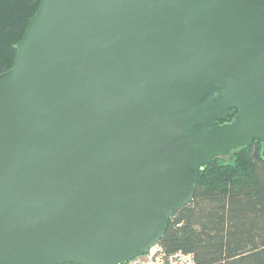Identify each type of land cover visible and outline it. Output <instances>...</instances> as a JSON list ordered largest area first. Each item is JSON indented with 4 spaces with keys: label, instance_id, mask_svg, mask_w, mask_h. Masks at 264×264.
I'll list each match as a JSON object with an SVG mask.
<instances>
[{
    "label": "water",
    "instance_id": "95a60500",
    "mask_svg": "<svg viewBox=\"0 0 264 264\" xmlns=\"http://www.w3.org/2000/svg\"><path fill=\"white\" fill-rule=\"evenodd\" d=\"M258 140L264 0H42L0 74V264L145 254Z\"/></svg>",
    "mask_w": 264,
    "mask_h": 264
},
{
    "label": "trees",
    "instance_id": "16d2710c",
    "mask_svg": "<svg viewBox=\"0 0 264 264\" xmlns=\"http://www.w3.org/2000/svg\"><path fill=\"white\" fill-rule=\"evenodd\" d=\"M42 0H0V74ZM237 110L226 120L234 121ZM261 140L217 156L199 173L193 200L170 219L159 245L192 253L196 264H264V157Z\"/></svg>",
    "mask_w": 264,
    "mask_h": 264
},
{
    "label": "built area",
    "instance_id": "2783aa9c",
    "mask_svg": "<svg viewBox=\"0 0 264 264\" xmlns=\"http://www.w3.org/2000/svg\"><path fill=\"white\" fill-rule=\"evenodd\" d=\"M117 264H196V261L192 253L176 251L166 254L158 243L154 245L147 253L138 255L126 262Z\"/></svg>",
    "mask_w": 264,
    "mask_h": 264
}]
</instances>
